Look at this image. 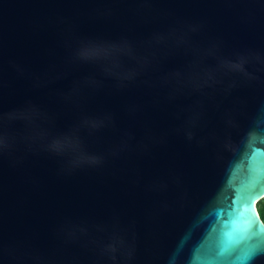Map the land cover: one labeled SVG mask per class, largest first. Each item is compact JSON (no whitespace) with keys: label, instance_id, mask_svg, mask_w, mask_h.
Masks as SVG:
<instances>
[{"label":"water","instance_id":"95a60500","mask_svg":"<svg viewBox=\"0 0 264 264\" xmlns=\"http://www.w3.org/2000/svg\"><path fill=\"white\" fill-rule=\"evenodd\" d=\"M263 199L264 0H0V264H264Z\"/></svg>","mask_w":264,"mask_h":264},{"label":"trees","instance_id":"16d2710c","mask_svg":"<svg viewBox=\"0 0 264 264\" xmlns=\"http://www.w3.org/2000/svg\"><path fill=\"white\" fill-rule=\"evenodd\" d=\"M257 210H258V213H259L260 218L264 222V199L263 200H260L257 203Z\"/></svg>","mask_w":264,"mask_h":264},{"label":"snow or ice","instance_id":"6c2138e0","mask_svg":"<svg viewBox=\"0 0 264 264\" xmlns=\"http://www.w3.org/2000/svg\"><path fill=\"white\" fill-rule=\"evenodd\" d=\"M250 201H251V197L249 198V201H248L249 204H250ZM250 215H251V214H250V211H249V216H250ZM251 219H252V222H253V223H256L254 217H251ZM256 227L259 228V224H258V223H256Z\"/></svg>","mask_w":264,"mask_h":264}]
</instances>
